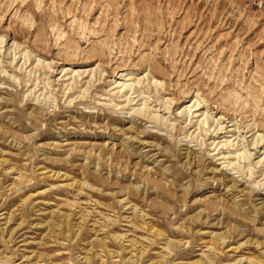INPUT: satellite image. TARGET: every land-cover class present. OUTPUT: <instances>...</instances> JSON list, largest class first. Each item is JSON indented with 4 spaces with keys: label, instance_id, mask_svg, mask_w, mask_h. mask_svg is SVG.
Segmentation results:
<instances>
[{
    "label": "rangeland",
    "instance_id": "374dc122",
    "mask_svg": "<svg viewBox=\"0 0 264 264\" xmlns=\"http://www.w3.org/2000/svg\"><path fill=\"white\" fill-rule=\"evenodd\" d=\"M0 264H264V0H0Z\"/></svg>",
    "mask_w": 264,
    "mask_h": 264
},
{
    "label": "bare ground",
    "instance_id": "6f19581e",
    "mask_svg": "<svg viewBox=\"0 0 264 264\" xmlns=\"http://www.w3.org/2000/svg\"><path fill=\"white\" fill-rule=\"evenodd\" d=\"M199 107H200V104H198V105H196V103H195V108H196V112L198 113V112H200L201 111V108L199 109ZM168 110V108H165V112ZM195 111V110H194ZM187 114H188V116H191V115H193L192 114V109L191 110H189L188 112H187ZM217 123V122H216ZM218 125H219V123H217ZM221 130H223L220 126H219V130L218 131H221ZM253 130H255V129H253ZM250 132H253V131H250ZM222 133V132H221ZM254 141L252 140V146L251 147H258L260 144H261V142H259V141H255L254 143H253ZM244 146V145H243ZM247 146V145H246ZM245 148V147H244ZM222 159H225L224 157L222 158ZM228 159V158H227Z\"/></svg>",
    "mask_w": 264,
    "mask_h": 264
}]
</instances>
